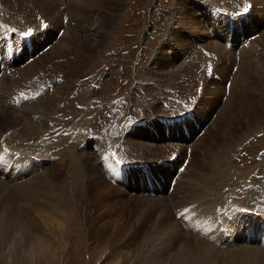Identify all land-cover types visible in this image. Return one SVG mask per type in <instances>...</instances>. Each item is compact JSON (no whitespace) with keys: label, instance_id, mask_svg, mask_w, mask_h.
<instances>
[{"label":"rangeland","instance_id":"rangeland-1","mask_svg":"<svg viewBox=\"0 0 264 264\" xmlns=\"http://www.w3.org/2000/svg\"><path fill=\"white\" fill-rule=\"evenodd\" d=\"M38 1L41 0H33V2L32 0H0V20L8 17L5 12L9 11L8 7L12 11L17 6L27 3V6L31 4L33 8L39 5L35 9L37 11L45 9L46 3L38 4ZM249 1L251 4L245 9ZM152 4L156 5V11ZM210 4L214 8L213 12ZM253 4L254 0H83L80 11L77 9L79 14L74 17L70 15L68 18L74 32V52L70 56L74 53L75 57L86 54L87 56L82 68L71 76L69 90H66L67 83L64 84L63 74L53 73L52 69L47 67L49 71H46L42 77L41 72L40 75L30 76L31 79L19 81L20 83L12 88L15 91L12 98L21 84L30 81L37 85L38 81H42L40 85H43L48 82L43 78L54 80H49L52 88L44 92L45 96L54 89L56 92L60 88L63 91L62 97L55 98L53 102L51 99L53 104L50 103L48 108L43 107L44 113L41 110L35 113V118L20 120L16 127L11 126L12 123L8 128L0 122V142L4 143L0 146L11 149L5 145L9 132L15 131L12 133L14 136L18 131L19 134L27 132L25 135L28 144L31 145L29 147L39 149L30 151L40 156L37 162H32L31 155H25L27 161L19 167L24 173L12 174L19 165L18 158L13 160L9 173L0 170V242L11 233L17 243L16 250L13 249L15 252L12 250L8 258L3 249H0V264H135V254L140 253L142 249L152 254L163 249L162 247L166 248L165 251L170 257L175 256L179 248L182 249L184 253H189L192 264H264V247L247 241L249 238L247 236L257 231L261 230L263 232L261 235L264 234V200L255 202L259 214L236 208H228L218 215L214 211L216 205L218 207L227 200L235 201L237 204L239 200L246 209H249L255 195H262L264 198V108L262 110L257 102V97L264 95L262 83L264 54L256 56L260 51H264V10ZM64 5L61 3V8L56 4L48 7L49 13L53 8L55 11L59 9L58 15L55 12L56 21L59 20ZM202 7L204 14L200 12ZM244 10L246 14L241 19L231 21L233 24L231 29L236 27L234 30L240 34L239 37L231 40V37H228L229 31L226 32V23L221 18ZM41 11L32 18L42 16L40 18L46 22V27L41 30L42 32H39V27L35 29L31 37V46L36 49L34 52L37 50L42 52L36 56L32 55L30 61L19 65L18 63L26 55L23 49L20 60L10 64L15 68L13 71L45 53L48 48L44 50L43 48L47 46H42L48 43L51 45V42L53 44V40L63 34L58 35L62 28L63 32L66 22L64 24L62 22L61 26H53L48 20L51 16L42 15ZM160 11L161 15L155 13ZM189 12L197 16V22L189 21L191 17ZM100 13L108 14L110 20H103ZM63 16L65 17V14ZM204 16L214 20L213 26H208ZM99 18H101V27L97 26ZM234 21H238L239 24L236 25ZM28 27L25 25V28ZM49 30L52 32L50 37L43 39ZM214 33H218L216 38H212ZM255 33L257 35L249 39L245 45L246 48H251L253 55L250 53L252 55L250 58L241 59L239 43ZM100 34L104 35L101 43L94 46L92 52L85 54L82 47L86 46L88 39L91 44H97L96 40L100 39ZM184 36L187 45L183 40L180 41ZM227 41L233 42L234 46H227L225 44ZM213 42L219 44L222 53L228 51L231 53H229L230 60L224 65L222 58L208 60L206 64L197 62V58L203 55V58L211 57L208 44ZM240 60H244L242 62L248 60L250 74L246 73L247 70L241 66ZM206 66L212 68L208 75L205 73ZM222 66L225 68L224 72ZM56 68L57 71L63 69L61 66ZM188 68L195 70L192 75ZM238 69L245 78L246 85L235 79ZM35 80L38 81L34 82ZM91 81L95 83L92 84ZM211 81L214 85L210 84ZM225 82L228 83L227 92L224 91ZM197 84L200 85L201 93L198 92L199 89L197 90ZM164 86L170 92L175 91L176 94L178 92L182 98H189L190 93L194 91L192 98H195L196 94L198 96L191 109L193 122L187 117L182 122L186 127V134L181 132L180 127H176L174 121L165 124L157 118L169 114L159 104V97L169 93L160 89ZM93 99L112 100L111 109L108 107L91 109ZM210 101H213L212 104ZM81 105H84V108H79ZM176 109L174 106L173 110ZM91 110L94 111L90 113ZM178 110L182 108L176 111ZM140 112L147 118L141 125L139 124L140 127L132 126L125 134L123 144L126 149L123 147L120 154L122 157L127 154L134 162H145V172L152 175L147 180L155 179L157 183L152 185L154 189L157 184L163 190L155 193L154 196L140 194L139 192H145L140 188L129 189L114 184L111 181L113 179L108 176L111 175L108 169L99 162L104 158L102 142L95 141L93 144V140H87L84 134L71 135L72 130L69 128L82 127L84 130L80 132L96 129L100 134L106 130L108 139L113 142L122 117L125 118L131 113L136 117ZM51 121H54L53 124L56 126L63 123L64 131L69 130L70 133L55 136L54 131L48 132V124ZM211 124L216 126L212 129ZM33 128L34 130L37 128L35 130L37 136ZM201 129L202 132L196 136ZM27 130L32 134L29 132V135ZM67 137H69L68 143ZM196 141L199 144L193 149V143ZM187 146L190 147L189 154L185 153ZM174 150L177 155L169 160V155ZM184 153L188 159L182 171L176 174L175 182L167 193L170 176L180 164ZM210 157H215V160L220 162V169L209 167L207 163ZM86 158H89L91 164L93 163L95 173L91 172ZM71 167L75 168L71 169ZM52 170L59 172L57 177L47 174ZM135 170V168L130 169L127 183H120L122 186L127 187L130 185V179L143 176V173L136 176ZM215 170L217 173L218 170H224L221 174L222 178L219 174L214 175ZM42 172L49 178H46ZM200 173H203L204 177ZM98 174L110 187L106 183L96 186L92 178ZM31 175L33 178H30ZM251 178L253 179L251 184L257 186L260 193H256L255 190L248 193L249 190H245L243 192L248 193L246 196L239 195L241 192H238V187L244 186L242 183H246ZM32 179L37 184L26 182ZM160 179L163 180L159 182ZM24 182L28 183L23 190L27 192L22 191L21 195L19 189L14 187ZM143 183L145 184V180ZM38 186L41 188L39 189ZM46 186L49 189L47 191ZM27 204L31 205L27 206ZM176 214L180 217L176 218ZM17 219L25 222L30 242L22 237L17 239L19 234L16 233L17 236H14L13 232L7 231L6 226H9V223L15 224ZM227 228L230 232V242H225L223 239ZM206 229L210 231L207 232ZM200 234L207 235L213 240L208 241ZM190 237L192 241L187 242V238ZM32 238H37L34 241L38 243L33 248L29 246ZM219 240L224 242L223 246L221 243L219 246L214 243ZM196 241H200L199 244ZM202 244L208 245L209 251H200L204 249ZM160 260L161 257L156 262Z\"/></svg>","mask_w":264,"mask_h":264},{"label":"bare ground","instance_id":"bare-ground-1","mask_svg":"<svg viewBox=\"0 0 264 264\" xmlns=\"http://www.w3.org/2000/svg\"><path fill=\"white\" fill-rule=\"evenodd\" d=\"M19 1V0H18ZM36 1V0H35ZM7 2V1H6ZM15 2V1H14ZM23 1H21V3H22ZM32 2H33V0H32ZM39 2H40V4H45L46 3V6H45V9H39V11H37V10H35L39 5H37V7H35V8H33L32 6H31V4H30V6H27V3H26V5H23V4H21V5H19V6H17V8H15V9H13L12 11L9 9V7H8V10L9 11H5L6 12V14H7V18H2L3 20L2 21H4V22H7V23H9V24H7V23H4V22H2L1 20H0V22H1V24H4V25H9V26H13V27H16V28H23V27H25V25H28L29 27H31L32 29H37L38 27H40V24H37L36 23V20L34 19V18H32L34 15L35 16H37L39 13H40V11L43 13H41L42 15H46L47 17L49 16H51V18L50 19H48V20H50L53 24V26L55 25V26H61L62 25V18L64 17L63 15L65 14V18L67 19L66 20V24H65V26H64V30H63V34H61L62 36L60 37V38H58L57 39V37H56V39L55 40H53V44H52V42H51V45H49V47H48V49L46 50V52L45 53H42L40 56H38V57H36V58H34L31 62H28V63H26V65H24V66H22V68H17L15 71H13V72H11V73H9L10 71H8V72H6V70L4 69L2 72H1V75H0V122H2V124H4L5 126H7L8 128L10 127L9 125L10 124H12L11 126H15L16 124H18V122L20 121V120H23V121H25L24 119H32V118H35L36 117V114L35 113H37V112H40L41 110H42V108L43 107H49L50 106V103H51V99H52V102L53 101H55V98L56 99H58L59 98V96L60 97H62V94H63V91H62V89H60V88H58V90L56 91V92H54L55 91V89L53 90V91H51V92H49L46 96H45V94L43 93L42 95H40L39 97H37V98H35L33 101H28V102H25L24 104H22V105H20L19 107H17V106H13L12 104H10V100H15L14 98H12V95H13V93L15 92V91H13L12 90V88L14 87V86H16L17 84H19L20 82L19 81H24V80H27V79H31L30 78V76H36V75H40L41 74V72H42V75H41V77L44 75V73L46 72V71H49L48 69H47V67H50L52 70V72L53 73H58V72H61L63 75H62V79L64 80V84H65V82L67 83V86H66V90H69V87H70V84H71V82H70V80H71V76H73V75H75L76 74V72H77V70L78 69H80V68H82V65L84 64V59H85V57L87 56V54L86 53H90V52H92L93 50H94V46H97V45H99L100 43H101V39H103V36L104 35H99L100 36V39H98V40H96L97 41V44H91L90 43V39H88V42H87V44H86V46H83L82 47V50L84 51V53L86 54L85 56H83V55H81V57L79 56V57H75V53L72 55V56H70V54H72L73 52H74V44H73V37H74V32L72 31L73 30V28L71 27V24L68 22V18L70 17V15H71V17H74V16H77V14H79V12H77V9L79 10V9H81V6L83 5V0H41V1H38V4H39ZM82 2V3H81ZM256 2V3H255ZM8 3V2H7ZM18 3V2H17ZM24 3V2H23ZM30 3V2H29ZM28 3V4H29ZM36 3V2H35ZM54 3V4H53ZM62 3V5L63 4H65L63 7V11L60 13V16H59V20L58 21H56V17L55 16H57L58 14H59V9L57 10V11H55V9L53 8L52 10H50V13L48 12V7H52L53 5H58V7H60V4ZM11 4V3H10ZM37 4V3H36ZM255 4H257L256 6L258 7L259 6V8L260 9H263L264 10V0H254V4H253V6L255 5ZM11 5H13V4H11ZM10 5V6H11ZM17 5V4H16ZM33 5H34V3H33ZM101 5H102V3H101ZM42 6V5H41ZM15 7V6H14ZM13 7V8H14ZM61 8V7H60ZM34 9V10H33ZM65 10L67 11V12H69V14L67 13V12H65ZM80 11V10H79ZM202 11V12H201ZM204 11V8L202 7L201 8V10H200V12L201 13H205V12H203ZM23 12L26 14V16H24L25 14H23ZM57 13V15H55L56 13ZM109 12V11H108ZM68 14V17H67V14ZM189 15L192 17H189L190 18V22H193L194 20H195V22H197L198 21V19H197V16H195L194 14H192L191 12H189ZM202 15V14H201ZM28 16H30V17H28ZM3 17V16H2ZM100 17L102 18L103 17V20H110L109 18H110V16L108 15V14H103V13H100ZM204 17H206V20L208 21L207 23L209 24L208 26H213V22H214V20H211L210 18H207V16H204ZM101 18H99L98 19V25L97 26H100L101 25ZM192 19V20H191ZM211 20V21H210ZM47 21V20H46ZM213 21V22H212ZM47 23H48V21H47ZM69 23V24H68ZM78 25V24H77ZM191 25V24H190ZM218 25V24H217ZM233 25V24H232ZM103 26V25H102ZM45 27H46V25H45ZM101 27V26H100ZM74 28H76V27H74ZM49 29V28H48ZM47 29V30H48ZM50 29H51V27H50ZM63 29V28H62ZM234 29H236V27L234 28ZM234 29H231V35H230V39L231 40H234V38H236L237 36L239 37L240 36V34L236 31V30H234ZM40 30V29H39ZM75 30V29H74ZM216 30V29H215ZM76 31V30H75ZM201 31H203V30H201ZM228 31V29H226V32ZM39 32H42L41 30L39 31ZM81 32V31H80ZM209 32V31H208ZM51 30H49L48 32H46L45 33V36H44V38L43 39H45L46 37H50V35H51ZM101 33V32H100ZM197 33V32H196ZM195 33V36L197 35ZM232 33H233V35H232ZM86 34V33H85ZM217 34L218 33H214V36L212 35V38L214 37V38H216L217 37ZM200 35V34H199ZM198 35V36H199ZM192 38H193V36H191ZM185 38V39H184ZM189 38V37H188ZM37 40V39H36ZM75 40V39H74ZM181 40H183V42H184V44H186L187 45V40H186V37L184 36L183 37V39L182 38H180V41ZM214 40H216V39H214ZM191 42V41H190ZM190 42H189V44L188 45H190ZM216 42V41H215ZM43 43V42H42ZM95 43V42H94ZM240 45V49H239V51H240V54H241V59H244V60H246L245 59V57H247V58H250L252 55H253V53H251L252 52V50H251V48L249 47V48H246V46L245 45H243V43L241 42V43H239ZM195 45H197L196 43H195ZM208 46H210V48H209V52H211V57H209V56H207L206 58H203V56H201V57H198L197 58V62H199L200 64H206L207 63V61L208 60H211V59H213V60H215L214 58H222V60L221 61H223V65L227 62V60H230L229 59V57H230V52L228 51V52H226V53H222V49H220L219 47V44H217V43H211L210 45L208 44ZM78 48V47H77ZM186 48V47H185ZM208 48V47H207ZM226 48V47H225ZM224 49V48H223ZM36 50V49H35ZM199 50H202V49H199ZM225 51V50H224ZM203 52V51H202ZM208 52V51H207ZM209 52H208V55H209ZM230 53V54H229ZM252 55H251V54ZM191 54V53H190ZM201 54V53H200ZM199 54V55H200ZM204 54V53H203ZM264 54V51L262 50V51H260L259 53H257L256 54V56L257 57H259V56H262ZM25 55V54H24ZM255 56V55H254ZM71 57H73V58H71ZM233 58V57H232ZM22 59V58H21ZM24 59V58H23ZM194 60H196V59H194ZM218 60V59H217ZM216 60V61H217ZM220 60H218V61H220ZM244 60H242V61H244ZM215 61V62H216ZM217 61V62H218ZM241 61V60H240ZM241 61V66H243V67H245L246 68V70H247V72L246 73H251V72H249L248 71V69H249V65H248V60L247 61H245V62H242ZM196 62V61H195ZM194 62V63H195ZM213 62V61H212ZM215 62H213V63H215ZM211 63V62H210ZM244 63V64H243ZM186 64V63H185ZM196 64V63H195ZM195 64H193V65H195ZM217 64V63H216ZM22 65V64H21ZM169 65V64H168ZM213 65H215V64H213ZM220 65H222V63H220ZM11 66V65H10ZM56 66H61V68H63V69H59V71H57V68H56ZM9 67V66H8ZM179 67V66H178ZM56 68V69H55ZM184 68V70H185V67H183ZM195 68V67H194ZM241 67L239 66V69H240ZM192 69V68H191ZM190 68H188V71L190 72V75H192L193 73H194V71L195 70H191ZM196 69V68H195ZM212 69V68H211ZM221 69H222V71L224 72L225 71V68L222 66L221 67ZM239 69H238V71L236 72L238 75L236 76L235 75V79L237 78V81H240V82H242V83H244L243 85H246V83L247 82H245V78H243L242 77V75L240 74L241 72H239ZM201 70V69H200ZM203 70V69H202ZM241 70V69H240ZM176 71V70H175ZM187 71V70H186ZM251 71H252V69H251ZM163 72H165V71H163ZM170 72V71H169ZM202 73V72H201ZM162 74V73H161ZM164 74V73H163ZM171 74V73H170ZM165 75V74H164ZM183 75V74H182ZM196 75V74H195ZM162 76V75H161ZM170 76V75H169ZM204 76V75H203ZM40 77V78H41ZM210 77V76H209ZM203 78V77H202ZM234 79V80H235ZM202 80V79H201ZM206 80V79H205ZM207 80H208V78H207ZM50 82V81H49ZM202 82V81H201ZM262 83L264 84V79H262ZM203 84V83H202ZM210 84L211 85H214V83H213V81H211L210 82ZM35 87V86H34ZM262 87V86H261ZM264 88V87H263ZM4 89V91H2ZM209 89V88H208ZM210 89H211V87H210ZM209 89V90H210ZM37 90V89H36ZM253 90V89H252ZM207 91V90H206ZM254 91V90H253ZM261 91V90H260ZM209 92V91H208ZM10 94H11V98H10ZM51 94V95H50ZM261 94V93H260ZM48 95H50L48 98H46ZM213 96V95H212ZM264 95L262 94L261 95V97H257V102H258V104L260 105V108L263 110V108H264ZM62 99V98H61ZM215 99V98H214ZM50 100V101H49ZM211 102V104H212V102L213 101H210ZM53 103H51V105H52ZM10 107V108H9ZM52 107V106H51ZM47 111V110H46ZM45 111V112H46ZM42 112H43V110H42ZM49 112V111H48ZM44 113V112H43ZM49 114V113H48ZM37 117H39V115H37ZM27 121V120H26ZM42 121V120H41ZM184 120L182 119L180 122H183ZM169 122H171V121H167L166 123L167 124H169ZM22 123V122H21ZM31 123H32V121H31ZM46 123V122H45ZM165 123V124H166ZM39 124V123H38ZM29 125H31V124H29ZM36 125V124H35ZM212 125V124H211ZM26 126V125H25ZM216 125H212L211 127H212V129L215 127ZM7 127H6V129H7ZM16 127V126H15ZM29 128L31 129V127L29 126ZM37 128H39V126L37 127ZM37 128L35 129V130H37ZM185 129H186V127H185ZM10 130H12V129H9V131ZM24 130V129H23ZM33 130H34V128H33ZM35 130H34V134L36 133V135L35 136H37V132H35ZM216 130H217V128H216ZM16 131H18V130H16ZM22 130H20V132H21ZM28 131V130H27ZM170 131V130H169ZM189 131V130H188ZM15 132V131H14ZM14 132H9V137H8V139H7V141H5V145H6V147H10L11 149H15V150H17V151H19V153H21L22 152V154H24V157H25V155L26 154H35L36 156H39V155H37L38 153H36V152H31L30 150H33V149H36V150H39L38 149V147H35V148H33V147H29V146H31V145H29L28 144V142H27V138H26V136L27 135H25V133H27V132H25V133H21V134H19V131H18V133H16L17 135H13L12 133H14ZM30 131H28V133H29ZM33 132V131H32ZM39 132V131H38ZM207 132H210V131H207ZM31 133V132H30ZM30 133H29V135H30ZM41 133V132H40ZM205 133V132H204ZM32 134V133H31ZM39 134V133H38ZM34 136V135H33ZM34 136V137H35ZM29 137V136H28ZM25 138V139H24ZM30 138H31V136H30ZM37 138V137H36ZM66 142L68 143V141H69V137H67L66 138ZM25 141V142H24ZM27 142V143H26ZM200 142V141H199ZM199 143L196 141L195 143H193V149L194 148H196L197 147V145H198ZM69 145V144H68ZM127 145V144H126ZM67 149H68V147H67ZM71 150V149H70ZM41 151V150H40ZM165 151V150H164ZM24 152V153H23ZM67 152V151H66ZM81 153H83V152H81ZM7 155H8V153H6ZM21 155V154H20ZM79 155H81V154H79ZM83 155V154H82ZM8 156H10V155H8ZM40 157V156H39ZM78 157V156H77ZM50 158V157H49ZM205 159H207V157L205 158ZM213 159V160H212ZM77 160L79 161V159L77 158ZM86 160H87V163H88V165L90 166V170H91V172H96V169H94V165H93V163L91 164V162H90V160H89V158H86ZM85 160V161H86ZM72 161V160H71ZM60 162V161H59ZM59 162H58V164H59ZM81 162V161H80ZM207 162V161H206ZM67 163H68V161H67ZM67 163H65V164H67ZM69 163H71V162H69ZM203 163V162H202ZM57 164V165H58ZM61 164H62V162H61ZM208 165H209V167L210 166H212V168L213 169H220V162H218V161H216L215 160V157H210V160L208 161V163H207ZM68 165V164H67ZM93 165V166H92ZM206 165V164H205ZM15 167V166H14ZM58 167H60V166H58ZM205 167V166H204ZM73 168H75V167H71V169H73ZM206 168H208V167H206ZM47 169V168H46ZM136 170H135V173H136V176H137V174H139V169H138V167L137 168H135ZM200 169V168H199ZM205 169V168H204ZM99 170V169H98ZM216 170L214 171V175L216 176V175H220V177L222 178V176H221V174H222V172H224V170H218V173L216 172ZM18 172V171H17ZM16 172V173H17ZM88 172V171H87ZM4 173H6V172H4ZM3 173V174H4ZM9 173V172H8ZM14 173V172H13ZM15 173V174H16ZM19 173H20V171H19ZM18 173V174H19ZM43 173V172H42ZM58 171L56 172L55 170H52V171H48L47 172V174L49 175V176H52V177H57L58 176ZM61 173V172H60ZM65 173V172H64ZM45 176H46V178H49V177H47V175H46V173H43ZM93 174V173H92ZM92 174H90V176L92 175ZM201 174V173H200ZM211 174V173H210ZM4 175H6V174H4ZM36 176H37V174H35ZM35 175H34V180H36V177H35ZM40 175V174H39ZM88 175V174H87ZM201 175H203V173L201 174ZM81 176H82V174H81ZM104 176V175H103ZM37 177H40V176H37ZM43 177V176H42ZM86 177V176H85ZM85 177H83V179L85 178ZM203 177H204V175H203ZM30 178H33V175H31V177ZM30 178H28V179H30ZM76 178V177H75ZM82 178V177H81ZM140 177L139 176H137L136 178H134L133 180H134V182H138V179H139ZM212 178V177H211ZM211 178H209L210 180H212ZM41 179V178H40ZM224 179V178H223ZM23 180V179H22ZM38 180V179H37ZM82 180V179H81ZM92 180L95 182V184H96V186H101V185H103V183H106L105 182V180L104 179H101L100 178V175L98 174V175H95L93 178H92ZM213 180H215V179H213ZM29 181L32 183H34V181H33V179L32 180H27L26 182H28L29 183ZM48 181V180H47ZM46 181V182H47ZM50 181H51V179H50ZM53 181V180H52ZM55 181V180H54ZM87 181V180H86ZM4 182V181H3ZM26 182H24V183H22V184H19V185H16V187H14L15 189L17 188V189H19V193L21 194L22 193V191L24 190V188H25V184H27V186H28V183H26ZM14 183V182H13ZM38 183H39V181H38ZM49 183V182H48ZM34 184H37V183H34ZM33 184V185H34ZM42 184H44V183H42ZM46 184V183H45ZM44 184V185H45ZM50 184V183H49ZM107 184V183H106ZM3 185H4V183H3ZM39 185H41V184H39ZM47 185V184H46ZM51 185V184H50ZM55 185H56V183H55ZM87 185V184H86ZM108 185V184H107ZM14 186H15V184H14ZM37 186V185H36ZM109 186V185H108ZM107 186V187H108ZM200 186V185H199ZM30 187V186H29ZM29 187H27V189L29 188ZM110 187V186H109ZM11 188H13V187H11ZM38 188H39V186H38ZM40 188H41V186H40ZM39 188V189H40ZM44 188V187H43ZM42 188V189H43ZM45 188H47L46 189V191L47 190H49L48 189V187L46 186ZM93 188V187H92ZM96 188V187H95ZM106 188V187H105ZM6 189V188H5ZM30 189H31V187H30ZM33 189V188H32ZM35 189H36V187H35ZM38 189V190H39ZM52 189V188H51ZM54 189V188H53ZM110 189V188H109ZM37 190V191H38ZM81 190V189H80ZM98 190V189H97ZM108 190V189H107ZM29 191H31V190H29ZM55 191V190H54ZM23 192H27V191H23ZM39 192V191H38ZM44 192V191H43ZM16 193H18V192H16ZM31 193H33V192H31ZM37 193V192H36ZM52 193H54V192H52ZM38 194V193H37ZM40 194V193H39ZM44 194V193H43ZM46 194V193H45ZM22 195V194H21ZM27 194L25 193V196H26ZM206 195V194H205ZM36 196V195H35ZM41 196V195H40ZM211 196V195H210ZM209 196V197H210ZM214 196V195H213ZM26 197H28V196H26ZM202 197H203V195H202ZM34 198V197H33ZM38 198V197H37ZM48 198V197H47ZM51 198V197H50ZM160 198H162V197H160ZM165 198V197H164ZM29 199H30V197H29ZM32 199V198H31ZM35 199V198H34ZM52 199H53V196H52ZM166 199V198H165ZM23 200V199H22ZM39 200V199H38ZM212 201V200H211ZM217 201V200H216ZM29 202V201H28ZM161 202V201H160ZM168 202V201H167ZM165 203V202H164ZM211 203V202H210ZM24 205H26V204H24ZM31 205V204H30ZM30 205H28L27 204V206H30ZM167 205V204H166ZM165 205V206H166ZM212 205V204H211ZM21 206H23V204L21 205ZM193 206V205H192ZM25 207V206H24ZM23 208V207H22ZM22 208H21V210H22ZM28 208V207H27ZM33 208V207H32ZM36 208V207H35ZM165 208H168V207H165ZM37 209V208H36ZM26 211V209H23V211ZM31 210H35V209H31ZM22 211V212H23ZM27 211H29V210H27ZM19 213H21L20 211H19ZM25 213V212H24ZM166 213H168L167 211H166ZM188 214V213H187ZM195 214V213H194ZM9 215V214H8ZM11 215V214H10ZM29 215V214H28ZM165 215V214H164ZM170 215H171V213H170ZM190 215V214H189ZM213 215V214H212ZM18 216V215H17ZM17 216H16V218H17ZM27 216V215H26ZM30 216H34V215H30ZM13 217H14V215H13ZM32 218V217H31ZM30 218V219H31ZM166 218V217H165ZM29 219V218H28ZM169 219V218H168ZM209 219V218H208ZM18 220V219H17ZM201 220V219H200ZM220 221V220H219ZM9 223V222H8ZM199 223V222H198ZM227 224V223H226ZM189 225V224H188ZM198 225V224H197ZM216 226V225H215ZM165 227V226H164ZM213 227H214V224H213ZM228 227V226H227ZM223 228H224V226H223ZM6 229H7V231H11V232H13L14 233V236L16 235V233L17 234H19V236H17V239H20L21 237L24 239V238H26L28 241L30 240V235L28 234V232L26 231V226H25V222H21L20 220H18L15 224H10L9 223V226H6ZM31 229V228H30ZM215 229V228H214ZM135 230V229H134ZM175 230V229H174ZM207 230V229H206ZM205 230V231H206ZM217 230V229H216ZM183 234H185V233H183ZM174 235V234H173ZM181 235V234H180ZM178 236L179 235H177V238H178ZM189 236V235H188ZM214 236V235H213ZM19 237V238H18ZM160 237V236H159ZM193 237V236H192ZM176 238V239H177ZM22 239V240H23ZM217 239V238H216ZM34 240H37V238L35 239V238H32V242L29 244V246L30 247H34V246H36V243L37 242H35ZM187 242H190V241H192V238L190 237V238H187ZM30 242V241H29ZM168 242V241H167ZM186 242V243H187ZM197 243L198 242H200V241H196ZM192 243V242H191ZM38 244V243H37ZM183 244V243H182ZM199 244V243H198ZM16 245H17V243H16V239H15V237H13L12 236V234L10 233V235H6V237L3 239V240H1V242H0V249H3L2 251H4V253H5V256L8 258L9 256H10V253H11V251L14 249V250H16ZM203 245V247H204V249L203 250H200V251H209V248H208V245H205V244H202ZM224 245V244H223ZM155 246V245H154ZM192 246V245H191ZM193 247V246H192ZM196 247V246H195ZM163 249H161V250H159V251H157V252H154V253H152V254H149L148 252H144V251H140V253H138V254H135V264H192V260H191V256H189V253H184L183 252V250L182 249H180L179 248V250H178V252L175 254V256H168V252H166L165 251V249H164V247H162ZM197 248H199V247H197ZM186 249V248H185ZM13 250V251H14ZM198 251V250H197ZM15 252V251H14ZM213 253V252H212ZM177 254H178V256H177ZM198 254V253H197ZM199 255V254H198ZM212 256V255H211ZM161 257V260L159 261V262H156L159 258ZM166 259V260H162V259ZM114 263V262H113ZM116 264H118V263H116Z\"/></svg>","mask_w":264,"mask_h":264},{"label":"built area","instance_id":"built-area-1","mask_svg":"<svg viewBox=\"0 0 264 264\" xmlns=\"http://www.w3.org/2000/svg\"><path fill=\"white\" fill-rule=\"evenodd\" d=\"M152 7L155 9V11L157 10L156 5H153V4H152ZM161 11H162V10H161ZM161 11H160V12H155V13H158L157 15H161Z\"/></svg>","mask_w":264,"mask_h":264},{"label":"snow or ice","instance_id":"snow-or-ice-1","mask_svg":"<svg viewBox=\"0 0 264 264\" xmlns=\"http://www.w3.org/2000/svg\"><path fill=\"white\" fill-rule=\"evenodd\" d=\"M31 33H27V34H25V35H30Z\"/></svg>","mask_w":264,"mask_h":264}]
</instances>
